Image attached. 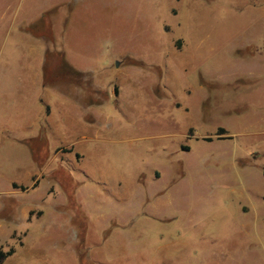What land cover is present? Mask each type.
Listing matches in <instances>:
<instances>
[{"label":"rangeland","instance_id":"rangeland-1","mask_svg":"<svg viewBox=\"0 0 264 264\" xmlns=\"http://www.w3.org/2000/svg\"><path fill=\"white\" fill-rule=\"evenodd\" d=\"M255 113L264 0H0V264H264Z\"/></svg>","mask_w":264,"mask_h":264},{"label":"trees","instance_id":"trees-1","mask_svg":"<svg viewBox=\"0 0 264 264\" xmlns=\"http://www.w3.org/2000/svg\"><path fill=\"white\" fill-rule=\"evenodd\" d=\"M56 10L52 12H48L44 14L42 19L40 20L38 26L31 27L28 32L33 34L36 37L46 38L44 34L45 32H49V39L52 37L51 31V14L54 13ZM44 28L45 32H39L37 34V29ZM51 35V36H50ZM133 65L143 67L144 65L139 62H134ZM79 77H82V74L78 73L66 60L65 54H60L59 52H51L47 51L45 55V61L43 66V79L44 83L47 86H57V84H69L70 82L78 85L81 83ZM225 133L224 129L219 130V134ZM46 134L43 129L40 130L39 135L36 138L30 139L28 142L30 146L34 149H37V145L41 143V140L46 139ZM206 141H211V139H206ZM47 142V140H46ZM35 162L41 166V160L38 158V154L34 156ZM263 174H264V167H263ZM13 250L5 253L4 251L0 250V263L2 260L13 254ZM80 259V258H79ZM84 258H81V264H87Z\"/></svg>","mask_w":264,"mask_h":264},{"label":"crops","instance_id":"crops-1","mask_svg":"<svg viewBox=\"0 0 264 264\" xmlns=\"http://www.w3.org/2000/svg\"><path fill=\"white\" fill-rule=\"evenodd\" d=\"M253 44V43H252ZM254 46V45H253ZM249 48H252V52L251 53H255L254 52V47H252V46H250ZM34 72V78L33 79H37V81H38V83H39V85H41L42 86V79H41V77H40V71H38V70H34L33 71ZM241 73L240 72H236L235 73V75L233 76V72H232V75H231V78L232 79H235V77H236V79H238V78H241V77H243L244 76V74H242V75H240ZM43 88V87H42ZM203 90V89H202ZM203 95H205V93H203ZM202 97V96H201ZM204 97V96H203ZM62 102V101H61ZM249 106V108H252V109H255V108H259V109H262V107L263 106H258V105H252V104H249L248 105ZM258 113H260V112H258ZM258 113H255V115L256 116H259V119H258V121L259 122H261V123H264V113H262V114H259L258 115ZM238 119H240V117H238ZM241 122H242V120H241ZM244 124V122H242V124L240 123V126H241V128L240 129H242L241 131H239V132H232L228 127H223V126H220V127H218L217 128V132L215 133V137L217 138V139H222V135H220L219 134V130L220 129H224L225 130V133L226 134H228L227 135V137H225V139L227 138V139H232L235 135H237L238 133H240V134H244V129H247L246 128V126L245 125H243ZM264 132V131H263ZM200 137H204V141L206 140V139H211L212 140V138L211 137H207L206 135H200ZM163 197V196H162ZM161 198V197H160ZM159 198V199H160Z\"/></svg>","mask_w":264,"mask_h":264}]
</instances>
